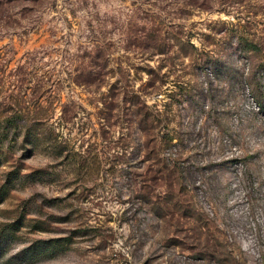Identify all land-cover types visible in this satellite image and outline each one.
I'll list each match as a JSON object with an SVG mask.
<instances>
[{
    "label": "rangeland",
    "instance_id": "1",
    "mask_svg": "<svg viewBox=\"0 0 264 264\" xmlns=\"http://www.w3.org/2000/svg\"><path fill=\"white\" fill-rule=\"evenodd\" d=\"M0 264H264V0H0Z\"/></svg>",
    "mask_w": 264,
    "mask_h": 264
},
{
    "label": "trees",
    "instance_id": "2",
    "mask_svg": "<svg viewBox=\"0 0 264 264\" xmlns=\"http://www.w3.org/2000/svg\"><path fill=\"white\" fill-rule=\"evenodd\" d=\"M37 173H40L39 175H41L42 171H41V170H39V171H37ZM39 177H42V176H39Z\"/></svg>",
    "mask_w": 264,
    "mask_h": 264
}]
</instances>
